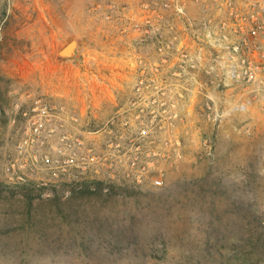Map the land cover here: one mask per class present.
<instances>
[{
	"label": "rangeland",
	"instance_id": "1",
	"mask_svg": "<svg viewBox=\"0 0 264 264\" xmlns=\"http://www.w3.org/2000/svg\"><path fill=\"white\" fill-rule=\"evenodd\" d=\"M220 2L0 0V183L37 188L0 186V264H264V74L233 76Z\"/></svg>",
	"mask_w": 264,
	"mask_h": 264
},
{
	"label": "built area",
	"instance_id": "2",
	"mask_svg": "<svg viewBox=\"0 0 264 264\" xmlns=\"http://www.w3.org/2000/svg\"><path fill=\"white\" fill-rule=\"evenodd\" d=\"M218 6L222 13L217 18L215 27H217V41L222 49L223 58L228 63L240 65L241 68V71L234 72L233 76L245 79L260 77V73L264 74V0H221ZM211 23V20H204L202 26L212 27ZM32 111L33 113L29 114L27 134L18 144L20 155H24L28 147H33L45 138V132H53V129L47 126L52 120L47 107L37 102ZM65 138L62 135L60 139L63 141ZM62 149V147L57 148L58 156L63 153ZM93 157L92 155L86 159L82 156L86 161H82L80 167L85 168L83 166L85 162L86 164L94 162ZM59 159L55 162L57 171L54 174L56 176L59 173L62 176L69 175L73 170L70 162L76 165L75 162L72 158ZM45 160L49 163L48 155ZM24 166L26 163L21 165L13 163L9 169L12 178L19 184H28L27 177L20 171ZM155 184L160 185L161 181L156 180Z\"/></svg>",
	"mask_w": 264,
	"mask_h": 264
},
{
	"label": "trees",
	"instance_id": "3",
	"mask_svg": "<svg viewBox=\"0 0 264 264\" xmlns=\"http://www.w3.org/2000/svg\"><path fill=\"white\" fill-rule=\"evenodd\" d=\"M71 173L73 174V172L71 171ZM69 183H75L76 187L78 189H80V193L82 194H89V193H103L105 190V187L103 186V181L101 180H94V179H82V180H78V179H70L68 180ZM0 186H2V188L6 191V192H13L12 190H18V191H23V190H28V191H32L33 189H37L34 187L33 184H19V183H15V184H3L0 183ZM3 189H1V193L3 194ZM39 190V189H38ZM108 192V190L106 191ZM6 194V193H4ZM240 240H245V238H240ZM259 241L260 238L258 237V235L254 236V242H255V246H259ZM249 241H247L248 244ZM246 246L244 245L243 250H245ZM246 252V251H245ZM250 258L247 257H242V260L239 262V264H249ZM256 262H259V258L256 260Z\"/></svg>",
	"mask_w": 264,
	"mask_h": 264
},
{
	"label": "water",
	"instance_id": "4",
	"mask_svg": "<svg viewBox=\"0 0 264 264\" xmlns=\"http://www.w3.org/2000/svg\"><path fill=\"white\" fill-rule=\"evenodd\" d=\"M76 40H72L70 41L65 47H63L60 51H59V55L61 56H65L67 58L72 57L75 54V48H76ZM66 49H70V53L69 54H61L64 50Z\"/></svg>",
	"mask_w": 264,
	"mask_h": 264
},
{
	"label": "bare ground",
	"instance_id": "5",
	"mask_svg": "<svg viewBox=\"0 0 264 264\" xmlns=\"http://www.w3.org/2000/svg\"><path fill=\"white\" fill-rule=\"evenodd\" d=\"M69 53H70V49H66L61 54H69Z\"/></svg>",
	"mask_w": 264,
	"mask_h": 264
}]
</instances>
